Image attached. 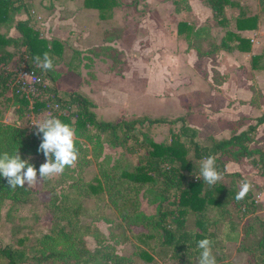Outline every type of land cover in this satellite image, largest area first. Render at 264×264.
I'll list each match as a JSON object with an SVG mask.
<instances>
[{"label":"rangeland","instance_id":"374dc122","mask_svg":"<svg viewBox=\"0 0 264 264\" xmlns=\"http://www.w3.org/2000/svg\"><path fill=\"white\" fill-rule=\"evenodd\" d=\"M26 1L30 23L34 29L41 37L60 40L64 49L61 55L54 56L55 64L51 74L46 80L43 79L46 83V101L42 100L45 107L35 111L34 99L29 100L30 114L20 117L18 105L1 102L0 120L5 123L33 132L35 125L32 123L37 120L47 116L59 118L60 115L68 116L70 112H74V107L68 111L69 108L63 109L61 104L55 108L54 104L58 101L51 87L62 97L75 91L86 94L96 103L94 111L100 120L111 123L123 119L128 122L136 119L163 120L153 124L145 121L144 124L137 125L134 132L140 141H166L171 133L180 132L185 125L197 128L201 141L207 136L218 139L229 137L232 121L210 114L214 109L223 108L229 95L231 100L238 101L235 103V108H238L235 118L245 117L243 114L249 115L239 131L248 128L249 124L255 125L256 118L264 115V106L259 110L247 105L242 107V101L249 99L248 102L253 101L255 104L260 101L264 103V14L258 11L259 0H235L240 7L228 10L232 14L243 8L244 15L256 14L258 20L263 21L259 28L252 30L251 37L245 35L250 40V52L238 49L233 53L224 52L233 56L236 63L217 56L223 70L232 76L224 89L228 93L225 97L219 93H210V86L213 87L208 82L213 68L211 59L191 58L190 54L193 52L196 56V53L188 50L187 33H178V24L186 22L195 27L209 24L217 42L226 35V31L214 21L211 10L203 4L204 0H187L190 10L184 12L177 9V3H180L179 8L186 7L184 0H117L118 5L106 19L100 18L96 9L87 8L84 0ZM17 18L26 19V12H18ZM10 35L15 37L19 33L11 30ZM108 47L112 49H106ZM9 50L13 53L9 65L11 68L18 70L22 63L28 64L27 56L19 60L23 49L11 46ZM254 56H261L258 65L260 71H254L251 67ZM227 107L232 108V103ZM179 117H184L185 125L182 120H178ZM171 120L176 121L170 123ZM190 134L191 131L187 136H182V139L191 150ZM256 139L254 146L264 147V124L258 126ZM74 140L87 150L86 158H89L90 163L84 166L83 159L77 157L61 173L47 177L50 179L49 184L45 182L46 178L39 177L37 173V178L27 184L33 189V193L25 202L12 204L5 201L0 206V247L18 246L20 243L31 247L42 234L50 232L52 213L46 203L50 199V190L54 189L59 195L66 191L73 199L80 198L78 202L85 211L82 222L98 227L107 241L115 245L120 255L134 254L135 264H179L169 259L164 251H152L153 239L140 237L146 231L143 227L127 230L120 223V217L105 195L93 198L87 193L70 192L72 177L81 178V181L95 186L99 174L98 160H95L98 143L75 135ZM102 141L101 159L107 156L108 159L111 158V163L123 156L127 162L134 164L136 156L143 154V150L137 149L138 155H127L125 148H113L107 141ZM132 142L129 141V144ZM44 159L43 155H37L32 156L30 161L40 164ZM79 164L80 167L77 166ZM227 171L243 176L242 181L238 180V185L241 187L244 182L248 183L253 191V202L261 206L259 214H263L264 178L259 170L252 166L250 160L244 159L239 166L232 164ZM76 195H79L78 198ZM140 203L141 210L147 215L156 213L157 205H150L142 194ZM242 221L245 224L246 221ZM85 241L89 249L96 248V241L92 236H86ZM142 252L147 253L148 257L151 255L152 259L143 257ZM225 253L228 261L233 264L248 262V254L239 250V241H228Z\"/></svg>","mask_w":264,"mask_h":264},{"label":"trees","instance_id":"16d2710c","mask_svg":"<svg viewBox=\"0 0 264 264\" xmlns=\"http://www.w3.org/2000/svg\"><path fill=\"white\" fill-rule=\"evenodd\" d=\"M185 2V8H179L180 3H177L179 12L190 10L187 0ZM203 4L211 10L214 21L226 31L220 42L211 33L209 24L195 27L180 22L178 33H187L188 50H194L199 60L211 59L212 81L219 86L227 81L228 74H222L216 68L217 56L221 52L233 53L236 49L250 52V40L243 32L256 30L263 20H258L256 14L244 15L243 8L229 14V9L240 7L235 0H204ZM84 5L96 9L99 17L106 19L118 2L84 0ZM258 9L264 14V0H259ZM21 10L26 12V19L17 18ZM12 29L19 36H11ZM11 46L23 49L19 60L27 56L28 65L44 80L51 74L53 66L47 70H42L38 65L35 67L33 57L46 52L53 65L54 56L61 55L64 47L60 40L41 37L34 29L26 0H0V103L18 105L20 117L28 116L31 112L30 101L17 93L14 85L17 73L9 66L13 58L9 50ZM260 60L261 56L252 57L251 67L254 71H260ZM51 90L63 109L69 108V111L75 108L74 112L59 116V119L74 128L77 138L98 143L95 152L99 171L97 185L72 177L73 183L69 185L71 193H87L93 198L105 195L127 230L143 227L147 232L140 237L153 239L152 251H164L169 259L179 264H198L200 249L196 242L202 238L209 240L215 264H233L225 253V244L231 240L239 241V250L248 254L247 264H264V213L259 214L261 206L254 204L250 187L242 198H236V193L241 189L238 180L242 181L243 176L226 169L230 162L240 164L247 159L264 178V147L254 146L258 126L264 124V115L256 118L255 125L249 124L248 128L241 131L239 129L249 118L245 116L234 120L230 125L229 137L218 139L207 136L204 141L198 137V129L186 126L184 117H179L178 120H182L185 126L181 127L180 132L171 133L168 140L159 143L153 140L140 141L134 132L137 125L145 121L153 124L163 120L136 119L128 122L123 119L116 123L107 122L97 118L94 111L96 103L86 94L75 91L62 97L55 88L51 87ZM33 103L35 111L44 108V102L40 99L35 98ZM251 103L255 104L253 101ZM175 121L171 120L170 123ZM189 131L191 150L182 139ZM102 140L113 148H125L127 155H138L137 149L143 150V154L136 156L134 164L127 162L123 156L111 163V158L107 156L101 159ZM129 141H133L132 144ZM39 142L40 137L33 135V132L0 120V151L17 149L21 158L43 155L37 152ZM74 143L77 157L82 158L83 165L87 166L90 163L89 158H86L87 150L77 140ZM208 156L214 157L215 167L221 173L212 185L197 177L201 160ZM30 162L38 169L39 163ZM45 182L49 184L50 179L46 178ZM32 193L33 189L27 184L10 188L6 178H0V206L5 201L12 204L25 202ZM141 194L150 205H157L155 214L147 215L141 210ZM79 200L73 199L66 191L59 195L56 190H50V199L46 203L52 213L50 232L42 234L31 247L22 243L0 247V264H135L134 254L120 255L98 227L82 222L85 211ZM243 219L245 224L242 223ZM86 236L95 239V249L87 247ZM141 255L152 259L145 252Z\"/></svg>","mask_w":264,"mask_h":264},{"label":"clouds","instance_id":"9594fccd","mask_svg":"<svg viewBox=\"0 0 264 264\" xmlns=\"http://www.w3.org/2000/svg\"><path fill=\"white\" fill-rule=\"evenodd\" d=\"M34 62L42 70L52 68V60L48 53L33 57ZM33 135L40 137L37 152H42L44 162L39 164L38 169L30 162L31 157L21 158L17 149L0 151V178H6L10 188L31 184L36 178L51 177L61 173L65 166H71L77 159V149L74 143V128L55 116H47L34 123ZM221 173L216 169L214 157L208 156L201 160L199 165V176L208 185L214 184ZM248 183L244 182L236 198H242L248 190ZM197 247L200 249L198 264H215L211 255L210 242L207 238L199 239Z\"/></svg>","mask_w":264,"mask_h":264},{"label":"crops","instance_id":"0c3cea01","mask_svg":"<svg viewBox=\"0 0 264 264\" xmlns=\"http://www.w3.org/2000/svg\"><path fill=\"white\" fill-rule=\"evenodd\" d=\"M190 6V5H189ZM12 30H14L16 33H17V31L15 30V29H12ZM261 30V29H260ZM251 32L252 31H244L243 32V34H244V36L246 35V36H249V37H251ZM17 36H19V35H17ZM16 37V36H15ZM193 53V52H192ZM190 54V57L192 58H195V57H197V55L196 56H194V54ZM198 58V57H197ZM221 58H223V59H227L228 61H233V63H236V60H235V58H233V56H231V55H229V54H225L224 52H221L220 53V56H219V59H221ZM233 58V59H232ZM219 59H217V66H216V68L223 74V73H226V74H228L227 72H225V70H223V68H222V66L220 65L221 63H220V60ZM209 73H211V71H209ZM200 76H202L200 73H198ZM258 77V76H257ZM230 78H232V76L231 75H229L228 74V79H227V81L226 82H224L222 85H219V86H216V85H214V83H213V81H212V74H211V78H208V82H209V84H211L213 87L211 88V86H210V89H211V91H210V93H211V95H213V93H219V94H222V95H224V97L228 94H226L225 92H224V89L227 87V85H228V81H229V79ZM221 95V96H222ZM234 95V94H233ZM223 97V96H222ZM233 97H235V96H233ZM252 97V96H251ZM226 98H228L226 101H225V106L223 107V108H221L220 107V109H214V112H210V114H212L213 116H218V117H220V118H224V119H226V120H229V122H231V121H234V120H236L237 118H235L236 117V115L238 114V112H237V110H238V108H235V103H237L238 101H233V100H231V98H230V95L229 96H227ZM163 101H165L166 100V98H165V96L163 97ZM250 100V99H249ZM249 100H246V101H242V103H243V105H242V107H245L244 105H247L248 107H250L251 109L252 108H255V109H262L263 108V106H264V103H263V101H260V102H258L257 104H255L254 106H253V104H251V102H248ZM232 103V108H230V107H227V106H229L230 104ZM243 115H245V116H249L248 114H243ZM234 117V118H233ZM191 127V126H190ZM197 129V128H196ZM235 165V164H237V163H229L228 165H227V169H229V168H231V165ZM238 166H239V164H238Z\"/></svg>","mask_w":264,"mask_h":264},{"label":"built area","instance_id":"2783aa9c","mask_svg":"<svg viewBox=\"0 0 264 264\" xmlns=\"http://www.w3.org/2000/svg\"><path fill=\"white\" fill-rule=\"evenodd\" d=\"M25 61L26 60H24V62ZM33 66L37 67V64L33 63ZM16 73L17 76L14 85L17 93L26 96L29 100L36 98L41 101H46V83L43 81L42 76L36 72L34 68L25 62L22 63V66L18 70H16ZM59 105V102L54 104L55 108H58ZM47 107H49V104H47Z\"/></svg>","mask_w":264,"mask_h":264}]
</instances>
